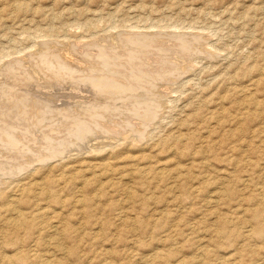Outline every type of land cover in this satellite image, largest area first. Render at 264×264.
Listing matches in <instances>:
<instances>
[{
    "label": "rangeland",
    "instance_id": "obj_1",
    "mask_svg": "<svg viewBox=\"0 0 264 264\" xmlns=\"http://www.w3.org/2000/svg\"><path fill=\"white\" fill-rule=\"evenodd\" d=\"M0 264H264V0H0Z\"/></svg>",
    "mask_w": 264,
    "mask_h": 264
},
{
    "label": "bare ground",
    "instance_id": "obj_2",
    "mask_svg": "<svg viewBox=\"0 0 264 264\" xmlns=\"http://www.w3.org/2000/svg\"><path fill=\"white\" fill-rule=\"evenodd\" d=\"M133 37H134V36H133ZM138 38H139V37H138ZM152 38H153V37H152ZM186 40H187V39H186ZM194 44H195V43H194ZM179 45H180V44H179ZM82 46H83V45H82ZM183 46H184V45H183ZM145 47H146V46H145ZM130 49H131V48H130ZM49 50H50V49H49ZM151 52H152V51H151ZM171 52H172V51H171ZM64 54L66 55V53H64ZM92 54H93V53H92ZM153 54H154V53H153ZM62 57H63V55H62ZM165 57H166V56H165ZM66 58H67V60H69V61H71V62H74V60H72L73 58L68 57V55H66ZM34 59H35V58H34ZM83 65H84V64H83ZM53 66H54V65H53ZM122 68H123V67H122ZM151 68H152V67H151ZM180 71H181V70H180ZM118 73H119V72H118ZM26 74H27V73H26ZM101 77H102V76H101ZM90 78H91V77H90ZM109 79H110V78H109ZM104 81H105V80H104ZM91 82H92V81H91ZM99 89H100V88H99ZM143 89H145V88H143ZM74 91H75V90H74ZM69 92H70V91H69ZM69 92H68V93H69ZM112 92H113V91H112ZM8 93H9V92H8ZM32 93H34V92H32ZM77 93H78V92H77ZM90 93H92V92H90ZM93 93H94V92H93ZM36 94H37V93H35L34 97H35V96H38V97H41L40 99H46V100H51V101H53V102H56L51 96H42V95H38V94L36 95ZM70 94H71V93H70ZM49 95H50V94H49ZM91 95H92V94H91ZM32 96H33V95H32ZM93 96H94V95H93ZM34 97H32V98H34ZM38 97H35V98H38ZM73 97H74V96H73ZM88 97H89V98L91 97L90 94L87 95V96H85V95L82 96V97H81L82 99H80V100H79V99L75 100V101H76V104L74 103L73 106H74V107H77L78 104H81L80 106H82V105L84 104V101L86 102V101L89 99ZM94 97H95V96H94ZM1 98H2V97H1ZM77 98H78V97H77ZM87 98H88V99H87ZM92 98H93V97H92ZM92 98H91V99H92ZM60 99H61V98H60ZM32 100H33V99H32ZM34 100H35V99H34ZM72 100H74V98H73ZM89 100H90V99H89ZM89 100H88V101H89ZM33 102H34V101H33ZM44 102H45V101H44ZM72 102H73V101H72ZM114 102H115V101H114ZM145 102H146V101H145ZM51 103H52V102H51ZM51 103H50V104H51ZM86 103H87V102H86ZM52 104H53V103H52ZM52 104H51V105H52ZM63 104H65V105L63 106ZM63 104H61V105H58L57 103H56L55 105L53 104V105L56 106V108H57V109H55V111H56V110H60L61 108H66V107H67V109H68V108L71 106V105H70L71 102H70L69 104H66V103H63ZM72 104H73V103H72ZM92 104H93V103H92ZM77 109H78V107H77ZM83 109H84V108H83ZM93 109H94V108H93ZM62 110H65V109H62ZM26 112H27V111H26ZM102 112H103V111H102ZM65 113H66V112H65ZM73 113H75V112H73ZM116 114H117V113H116ZM73 115H74V114H73ZM54 119H55V118H54ZM69 121H70V120H69ZM81 121H82V120H81ZM35 122H36V121H35ZM105 123H106V122H105ZM134 123H135V122H134ZM22 126H23V125H22ZM103 126H104V125H103ZM107 126H108V125H107ZM96 136H97V135H96ZM79 140H80V139H79ZM91 140H92V139H91ZM90 142H91V141H90ZM96 142H97V141H96ZM96 142L92 144L91 148H93L94 146H97V145H96L97 143H98V144H101V143L103 144V143H104V142H97V143H96ZM87 145H88V144H87ZM82 146H83V145H82ZM84 147H85V146H84ZM51 152H52V151H51ZM47 159H48V158H47ZM10 172H11V171H10ZM12 199H14V198H12ZM12 199H11V200H12ZM14 201H15V200H14ZM14 201H13V202H14ZM17 203H18V202H17ZM10 204H11V203H10Z\"/></svg>",
    "mask_w": 264,
    "mask_h": 264
}]
</instances>
